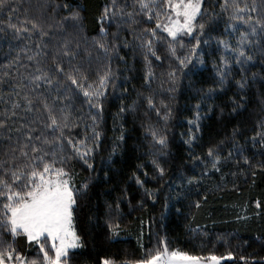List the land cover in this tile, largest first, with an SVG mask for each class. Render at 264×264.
Wrapping results in <instances>:
<instances>
[{
  "label": "trees",
  "instance_id": "obj_1",
  "mask_svg": "<svg viewBox=\"0 0 264 264\" xmlns=\"http://www.w3.org/2000/svg\"><path fill=\"white\" fill-rule=\"evenodd\" d=\"M46 2L48 0H14L22 5L16 15L23 20V8L29 5L32 6L31 14L36 15L38 5ZM119 2L129 5L131 10L133 0ZM240 2L251 4L252 0ZM51 3L79 6L82 30L68 37L72 41L70 47L77 52L74 63L85 69L90 67L91 80L96 79L97 69L103 71V64H110L114 73L98 121L101 137L91 155L93 168L88 169L79 159L68 163L75 173L77 186L82 182L88 184L87 194L80 201L76 215V227L84 247L75 250L73 264H102L106 258L116 264L134 262L145 258L158 246L157 236L167 241L170 250L192 255L226 256L232 252L233 259L223 264H264V143L261 142L264 137V80L258 75L255 83H251L253 73L264 75V63L256 54L244 74L250 83L243 90L235 83L241 78L235 66L222 90L216 83L215 68L224 51L218 45V39L234 44L237 38L231 28L225 31L229 21L220 10L223 0H205L209 14L215 11L218 15L201 37V40H209L199 49L204 62L201 64L193 58L183 72L177 71L175 83L170 81L168 72L178 65L167 56L163 42L156 45L162 59L150 57L154 76L149 83L145 82L147 68L143 51L133 32L122 27L114 39L112 34L118 31L115 24L109 27L107 20L101 21L104 7L110 5L111 0H51ZM57 11V19L66 14L63 8ZM13 23L19 21L14 18ZM102 26L108 31L109 47L114 43L117 49L110 52V60L105 59L103 51L94 43L101 38ZM237 27L243 30L245 26L238 23ZM28 35L21 33L17 38L11 29L0 31V112L11 108V103L18 99L17 92L23 94L13 85L33 73L37 66L36 61L28 57L37 51L39 36L28 39ZM55 35L59 39L66 34L56 31ZM184 39L187 42L191 38ZM77 42L79 49L75 47ZM42 51L51 54L53 48L50 46ZM178 52L185 55L188 47L178 49ZM40 59L44 61L41 66L51 64L50 55ZM68 59L63 58L66 68ZM24 83H27L26 79ZM46 87L42 83L37 92H44ZM172 88L175 91H170ZM210 89L215 91L210 93ZM45 94L51 101L56 94L54 86ZM148 95L153 96L157 109L148 108L145 100ZM64 103L72 105L73 118L79 125L66 129V137L75 141L87 138L88 147H92V120L84 97L77 95L74 101L65 100ZM121 108L126 110L121 112ZM91 111L95 113L96 110ZM166 112L170 113L167 120L164 119ZM18 114L32 116L22 110H18ZM197 115L199 131L195 129V123H189L195 122ZM7 123L9 128H16L25 121L17 122V117H13ZM34 127L42 129L39 123ZM149 128L166 135L167 148L162 153ZM121 133L123 140L119 139ZM5 135H11L15 140L21 133L0 129V153L9 143L3 139ZM191 135L197 139L190 147L186 141ZM210 147L222 157L220 171L213 170L210 164L205 166ZM65 150L66 153L72 151L66 141ZM229 152L231 157H228ZM245 158L249 163H244ZM154 159L165 169L162 177L153 164ZM192 177L199 183L189 185L187 181ZM137 178L143 181V186L136 182ZM145 189L153 193L151 198ZM257 202L262 205L259 209ZM196 203H200L199 208L195 207ZM109 220L119 223L118 235L114 236L109 230ZM16 246L24 255H37V247L29 245L23 238H19ZM242 256L246 260H241Z\"/></svg>",
  "mask_w": 264,
  "mask_h": 264
},
{
  "label": "snow or ice",
  "instance_id": "obj_2",
  "mask_svg": "<svg viewBox=\"0 0 264 264\" xmlns=\"http://www.w3.org/2000/svg\"><path fill=\"white\" fill-rule=\"evenodd\" d=\"M21 8L22 5L14 3V0H0V31L11 29L17 38L21 33H28V39L33 35L39 36L37 51L28 57L29 60L36 61L35 71L13 85L20 88L23 94L17 92L18 99L11 103V108L0 112V117H3L0 119V129L21 133L15 140L11 135H5L3 139L9 143L0 153V264H73L75 250L84 247L82 237L77 231L76 215L80 201L87 194L88 184L82 182L77 186L75 173L68 167V163L70 160L79 159L88 169L93 168L91 155L98 147L101 137L98 121L103 114L106 90L114 73L110 64H103V71L97 69L96 79L91 80L90 67L85 69L82 65L74 63L77 52L70 47L72 41L68 37L75 36L82 30L79 6L51 3V0H48L38 5L39 13L36 15L31 14V5L24 7L23 20L16 15ZM61 8L66 10V14L57 19V10ZM130 8L131 10L129 5L122 4L119 0H111V4L104 7L101 21L107 20L109 27L115 24L118 31L112 34L114 39L122 27H127L133 32L143 51L147 68L146 83L154 76L150 57L162 59L156 47L158 43L163 42L167 56L178 65L168 72L172 83L176 82L177 71L183 72L193 62V58L201 64L204 62L199 49L202 43L208 44L209 40H201V37L205 36L206 27H209L210 22L218 15L215 11L209 14L205 0H133ZM220 10L227 15L229 21L225 31L231 28L237 38L234 44L218 39V45L222 46L224 51L215 68L218 77L216 83L222 90L235 66L241 73V78L235 83L243 90L250 83L244 74L248 71L247 66L254 62L256 54L261 57L260 62L264 63V0H252L251 4H241L240 0H223ZM252 13L256 15L253 16ZM14 18L19 23H13ZM238 23L245 26L243 30L237 27ZM138 25L141 26L139 29L136 28ZM56 31L66 35L58 39ZM137 31L139 34H136ZM100 32L101 38L94 43L103 51L105 59L110 60V52L117 49L114 43L109 47L106 40L107 29L102 26ZM185 37L191 39L186 42ZM193 40L195 43H192ZM50 46L53 48L51 54L42 51ZM125 46H128L127 42ZM75 47L79 49V42ZM185 47H188V53L180 55L178 49ZM49 55L51 64L41 66L44 61L40 58H47ZM64 57L69 58L67 68ZM258 75L260 80H264V75L253 73L251 83H255ZM25 79L27 83H24ZM42 83L47 87L44 92H37ZM53 86L56 94L50 101L45 93H50ZM24 89L27 91H23ZM170 91H175V88ZM213 91L215 89L209 90L210 93ZM77 95L84 97V103L89 108L88 116L92 120V147H88L87 138L84 141H75L65 135L66 129L79 126L73 118L72 105L64 103L65 100L74 101ZM145 100L149 109H157L152 95L146 96ZM164 107L167 108L166 105ZM197 107L199 108V105ZM92 109L96 110L95 113ZM18 110L32 114L31 118L27 115L19 116ZM125 110L121 108V112ZM159 114L157 110V115ZM169 115L170 113L166 112L164 119L167 120ZM13 117H17V122L23 120L25 123L16 128H9L7 121ZM199 119L197 115L195 122L189 121L190 124L195 123L196 131L200 130ZM38 123L42 125V129L34 127ZM22 129L27 131L22 132ZM149 131L162 153L167 148L166 135L154 128H149ZM119 139H124L123 133ZM196 139L195 135H191L186 143L191 147ZM65 141L71 147V153H66ZM261 142L264 143V137ZM231 156L232 153L229 152L228 157ZM207 157L209 160L205 166L210 164L213 170L220 171V154L210 147ZM228 157L223 159L227 161ZM201 162L205 163L203 160ZM244 163H249L247 158ZM153 164L162 177L165 169L155 159ZM136 182L143 186V181L139 178ZM187 183L192 185L199 183V180L192 177ZM145 193L150 198L153 196L147 189ZM195 207L199 208L200 203H196ZM256 207L259 209L262 205L257 202ZM116 208L119 209V204ZM108 228L115 236L118 235L120 225L109 220ZM19 238H23L29 245H35L37 255L29 257L22 254L16 246ZM157 243L158 246L145 258L134 262L125 261L123 264H222L224 260L233 259L232 252H228L226 256H204L170 250L167 241L159 236ZM240 259L246 260L243 256ZM103 264L116 262L106 258Z\"/></svg>",
  "mask_w": 264,
  "mask_h": 264
},
{
  "label": "rangeland",
  "instance_id": "obj_3",
  "mask_svg": "<svg viewBox=\"0 0 264 264\" xmlns=\"http://www.w3.org/2000/svg\"><path fill=\"white\" fill-rule=\"evenodd\" d=\"M224 262H226V260L222 261V264H223ZM102 264H103V262H102Z\"/></svg>",
  "mask_w": 264,
  "mask_h": 264
}]
</instances>
